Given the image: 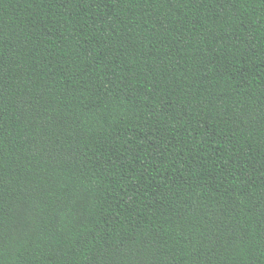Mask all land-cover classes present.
Segmentation results:
<instances>
[{
  "label": "trees",
  "instance_id": "16d2710c",
  "mask_svg": "<svg viewBox=\"0 0 264 264\" xmlns=\"http://www.w3.org/2000/svg\"><path fill=\"white\" fill-rule=\"evenodd\" d=\"M0 264H264V0H0Z\"/></svg>",
  "mask_w": 264,
  "mask_h": 264
}]
</instances>
